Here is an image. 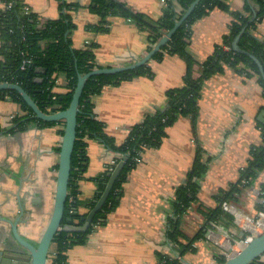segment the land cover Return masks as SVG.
<instances>
[{
	"label": "crops",
	"instance_id": "0c3cea01",
	"mask_svg": "<svg viewBox=\"0 0 264 264\" xmlns=\"http://www.w3.org/2000/svg\"><path fill=\"white\" fill-rule=\"evenodd\" d=\"M114 1L133 14L145 16L148 23L160 22L170 8L168 0ZM95 3L24 0L25 6L38 15L40 28L67 16L73 25L69 34L72 49L94 46L97 69L136 65L167 33L153 43L149 33L131 18L99 14L93 10ZM247 4L251 9L246 10ZM174 8L176 23L190 9L177 2ZM3 9L0 0V12ZM260 11L258 0H228L226 8L210 9L197 18L187 48L194 61L192 79L201 76L204 64L219 49L228 51L236 15L252 24ZM97 27L105 31L98 32ZM248 30L264 42V20ZM239 41L240 36L234 40V48ZM156 54L146 64L148 74L107 85L93 98L95 118L116 146L123 145L132 129L148 115L167 108L168 91L185 86L187 60L164 51L161 59ZM246 69V73H240L228 67L203 83L196 118L180 117L167 128L161 145L144 151L123 185L118 208L105 225L88 236L85 245L68 251L67 264H159L161 255L172 254L179 256L182 264H219L225 257L223 244L230 245L248 234L234 216L229 228H215L208 219L222 208V203L259 219L256 207L264 172L251 178L246 173L255 153L264 145V87L258 76ZM54 91L66 92L64 75H58ZM26 115L17 102L0 99V264L5 255L24 251L15 240L12 224L18 222L19 235L37 245L54 207L65 123L33 121L15 131L16 118ZM87 155V172L79 183L80 214L89 212L87 205L98 194L97 178L120 153L91 138ZM199 155L208 168L199 183L197 202L178 219L179 230L185 236L179 239L180 246L169 238V222L175 217L178 190L186 183ZM235 186L242 191L236 192L237 201H221Z\"/></svg>",
	"mask_w": 264,
	"mask_h": 264
},
{
	"label": "trees",
	"instance_id": "16d2710c",
	"mask_svg": "<svg viewBox=\"0 0 264 264\" xmlns=\"http://www.w3.org/2000/svg\"><path fill=\"white\" fill-rule=\"evenodd\" d=\"M196 1L168 0L170 8H168L164 18L157 23H148L145 16L131 13L125 5L114 0H95L96 3L93 10L104 16L123 15L131 18L137 25L146 30L149 33L150 40L156 43L164 32H169L176 24L174 3L177 2L188 10ZM227 1L201 0L172 39L156 54V57L161 59L164 51L174 55L178 54L187 60L189 73L185 86L168 91L169 101L167 108L153 115H148L141 124L136 125L123 145H114L104 134L102 124L94 115L93 98L95 95L100 94L107 85H116L135 76L148 74L147 65L116 75L93 76L87 80L80 102L77 139L72 157V172L63 219L64 225L83 226L84 219L95 207V201L102 197L110 180V172L108 170L97 178L98 194L94 201L88 203L89 212L80 214L79 195L81 192L79 183L85 178L88 168V140L91 138L98 139L109 149L120 154L131 153V156L124 161V169L116 180L104 207L98 212L88 231L74 233L61 231L56 236L49 264H67L68 251L75 246L85 245L88 236L97 227L106 224L109 216L120 204L123 185L126 183L129 173L138 165L137 161H135L138 156L133 153V150H138L143 145L147 146V149L158 147L166 136L167 128L173 125L180 117L196 118L201 88L207 79L216 73L224 72V69L228 67L240 73H246V68H248V70L258 76L260 84L264 87V77L260 67L256 60L252 58L254 56L259 61L264 72V42L258 40L248 30L253 24L264 20L263 0H258L261 5V11L258 13L257 20L254 23L250 24L245 17L236 15L235 21L232 23V34L228 41L230 51L219 49L214 57L204 64L201 76L198 79H192L191 77L194 61L187 53L191 40V26L197 18L206 14L210 9L217 7L226 8ZM1 2L4 9L0 12V40L2 42L0 47V83L9 82L21 86L42 111L47 114L65 111L72 102L79 76L97 69L94 63V46L84 50L72 49L69 34L73 25L67 16L58 20L48 21L44 27L40 28L38 15L34 13L26 15L24 13V0H1ZM9 4H12V6L9 7ZM249 9L251 7L247 4L246 10ZM102 29L104 30V27L95 28L98 32L103 31ZM239 36V51H237L233 47V42ZM25 59H30L31 65L26 69H22ZM38 69L45 70L46 73L39 74L37 73ZM251 72L247 73L251 75ZM59 74L64 75L66 79L65 93H56L54 91ZM37 78H42L44 82H35ZM6 98L17 102L27 112L26 116L16 118L15 131L25 129L33 121L48 125L55 124L36 119L31 108L17 91H0V99ZM207 168L199 155L193 169L188 174L186 183L178 190L175 204L176 213L175 217L169 222L168 231L169 238L174 244L181 246L179 239L185 237L179 230L178 219L197 202L199 183ZM262 172H264V145L255 153L254 160L251 161L250 168L246 174L251 178L258 176ZM259 188L260 203L256 207L258 213L264 212V183ZM236 189H238L236 186L232 188L221 201L232 200L233 198L237 201L235 194L242 191ZM208 219L211 225H223L229 228L233 222V215L220 207L212 215H209ZM170 257L169 255H161L160 261H166V264H182L180 259L174 257L175 259L171 260ZM226 260L225 257L221 258L219 264L226 262ZM252 264H264V255Z\"/></svg>",
	"mask_w": 264,
	"mask_h": 264
},
{
	"label": "water",
	"instance_id": "95a60500",
	"mask_svg": "<svg viewBox=\"0 0 264 264\" xmlns=\"http://www.w3.org/2000/svg\"><path fill=\"white\" fill-rule=\"evenodd\" d=\"M201 0H197L190 9L186 12L183 18L175 24L172 30L167 32L163 36L159 43L157 44L154 51L144 58L142 61L136 65L123 68H102L96 69L88 74L80 75L78 78V83L76 90L73 95L72 102L68 109L65 111H59L51 114H47L42 111L38 104L33 100V98L19 85L9 82L0 83V91H17L26 102V104L31 108L34 117L38 120L47 123H58L64 122V131L62 137L61 149L59 152V169L57 174V185L54 200V207L50 222L43 233L39 243L34 245L30 241L24 239L19 235L18 232V222L12 224L13 233L17 244L24 250L23 254L21 252H14L13 255H5L2 264H49L51 258V253L53 251L54 241L56 236L61 232H87L90 228L92 222L94 221L96 215L104 207L115 183L124 169L125 162H120L118 166L112 173H109L110 180L104 191L102 197L95 201V207L88 213L87 217L84 219V225L81 227H76L69 224H63V219L65 215L66 202L69 195V184L72 172V157L75 149V143L77 139V128H78V117L80 114V102L81 97L84 92V88L87 80L93 76L102 75H116L122 72H127L134 70L138 67L146 65L149 60L158 53L174 36L177 30L185 23L188 17L193 12L196 5ZM264 1V0H263ZM235 50L239 51L238 47ZM256 60L257 63L259 61ZM260 64V63H259ZM263 77L264 72L262 66H260ZM37 73L45 74L46 71L38 69ZM37 83H43L42 78H37ZM237 209V208H236ZM238 212L242 213L239 209ZM249 217V216H248ZM259 218H264V212L258 213ZM250 219H255V217H249ZM264 255V232L255 237L253 241L245 246L239 253L235 254L233 257L228 258L226 262L222 264H252Z\"/></svg>",
	"mask_w": 264,
	"mask_h": 264
},
{
	"label": "built area",
	"instance_id": "2783aa9c",
	"mask_svg": "<svg viewBox=\"0 0 264 264\" xmlns=\"http://www.w3.org/2000/svg\"><path fill=\"white\" fill-rule=\"evenodd\" d=\"M11 6L12 4H9V7ZM23 11L26 15H30L33 13L32 10L27 6H24ZM39 24H40V20H39ZM227 49L228 51H230V47ZM29 65H31V60L25 59L22 64V69H26ZM146 150H147V146L145 145L140 147L138 150H133V153H136L137 154L136 156H138L135 159L137 163H140L141 156ZM130 156H131V153L120 154L117 158L112 159L110 163L108 164V171L112 173L120 162H124ZM222 209L229 212L230 214H233V216L235 217L234 219L236 223H241L242 229L248 232L247 235H244L241 239L233 243H230V245L223 244V246L226 247L224 250L225 251L224 256L226 259H228V258L233 257L235 254L239 253L245 246L250 244L255 237L261 235L264 232V218H259L258 220L250 219L247 215L238 212L236 207L231 206L226 203H222ZM213 227L218 228V229L220 228V226H217L216 224H213ZM169 256H171L170 257L171 260L175 258L180 259V257L177 255L172 254ZM160 264H166V261H162V262L160 261Z\"/></svg>",
	"mask_w": 264,
	"mask_h": 264
}]
</instances>
